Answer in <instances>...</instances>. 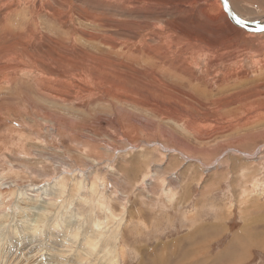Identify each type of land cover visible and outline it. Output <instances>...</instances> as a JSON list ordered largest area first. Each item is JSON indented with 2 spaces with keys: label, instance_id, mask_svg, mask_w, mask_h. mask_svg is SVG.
I'll use <instances>...</instances> for the list:
<instances>
[{
  "label": "rangeland",
  "instance_id": "374dc122",
  "mask_svg": "<svg viewBox=\"0 0 264 264\" xmlns=\"http://www.w3.org/2000/svg\"><path fill=\"white\" fill-rule=\"evenodd\" d=\"M0 264H264V31L220 0H0Z\"/></svg>",
  "mask_w": 264,
  "mask_h": 264
},
{
  "label": "water",
  "instance_id": "95a60500",
  "mask_svg": "<svg viewBox=\"0 0 264 264\" xmlns=\"http://www.w3.org/2000/svg\"><path fill=\"white\" fill-rule=\"evenodd\" d=\"M224 11L226 12L229 19L235 24L241 26L248 32H261L264 31V19L262 21L259 20H249L246 18H242L237 15L236 12L230 7L227 0H220Z\"/></svg>",
  "mask_w": 264,
  "mask_h": 264
},
{
  "label": "bare ground",
  "instance_id": "6f19581e",
  "mask_svg": "<svg viewBox=\"0 0 264 264\" xmlns=\"http://www.w3.org/2000/svg\"><path fill=\"white\" fill-rule=\"evenodd\" d=\"M228 1V0H227ZM224 9V8H223ZM238 15V14H237ZM197 256H198V254H197ZM196 257V256H195Z\"/></svg>",
  "mask_w": 264,
  "mask_h": 264
}]
</instances>
